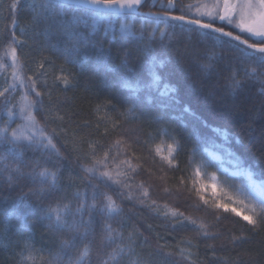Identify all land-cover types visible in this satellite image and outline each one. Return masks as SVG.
<instances>
[{
	"label": "trees",
	"instance_id": "obj_1",
	"mask_svg": "<svg viewBox=\"0 0 264 264\" xmlns=\"http://www.w3.org/2000/svg\"><path fill=\"white\" fill-rule=\"evenodd\" d=\"M155 1L159 0H145L139 9L165 11ZM11 2L0 0V30L12 28L8 8ZM195 2L175 0L172 13L180 15L182 7L194 6ZM33 3L39 0H20L16 13L15 35L22 43L15 45V69L8 43L0 41V75L10 72L9 84L0 91L14 86L0 97V128L7 126L11 132L25 123L19 113L25 96L30 101H40L32 109L36 126L53 135L59 155L30 148L21 157V167L26 173L37 165L47 167L58 173L59 183L51 193L31 197L26 222L25 214H17L12 204L25 208L28 201L21 198L22 193L36 186L27 178L9 183L6 174L0 176V264H21V253L9 246L11 238L31 242L37 249L36 264H48L68 234L52 228L39 206L62 198L75 205L77 191L86 192L91 202L94 186L112 195L121 211L111 219L97 216L95 232L84 242H90L91 264H99L100 257L114 247L102 239L105 223L123 234L122 243L127 248L120 264L136 260L150 264H264V223L254 227L232 211L217 208L209 201L205 204L192 183L190 165L197 140L218 142L234 151L264 180V77L259 76L264 68L256 64L262 54L236 41L225 43L229 38L178 21L169 20L166 25L163 18L136 13H99L95 31L90 26H80L79 31L88 37L87 43H81L79 55L70 60L62 49L71 47V43L58 30H51L49 35L46 24L32 29L29 22ZM73 7L76 14L89 17L91 25L94 10ZM185 13L189 15L187 8ZM25 28L27 33L22 34ZM160 30L166 32L163 38ZM225 30L239 34L233 29ZM244 39L255 42L249 37ZM153 58L161 78L160 89L167 85L174 91L161 97L156 88L133 94L121 87V78L127 74V69L120 67L124 61L132 70L134 82L148 78ZM106 59L118 70H107ZM41 63L43 68L39 67ZM252 68L257 69V75L246 76L245 71ZM233 73H238L235 78L242 85L239 88H232ZM60 76L69 81L68 86L57 79ZM29 77L36 81L35 91L30 88ZM149 96L153 103L148 102ZM6 101L7 106H14L11 119L6 114ZM161 126L167 127L180 144L175 166L162 163L152 147L153 134ZM117 140L125 150L118 154L113 148L110 156L116 157V163L130 159L136 171L124 167L129 175L119 177L129 187L104 188L84 171L90 163L89 145H95L97 155L102 156ZM9 147L0 143V156L7 155ZM8 159L11 161V156ZM114 168L110 160L109 169ZM141 183L149 190L147 199L138 187ZM165 206L196 219L197 225L202 221L208 226V237L181 217L165 216ZM84 243H77L70 253L73 258ZM53 264H68L67 257Z\"/></svg>",
	"mask_w": 264,
	"mask_h": 264
},
{
	"label": "snow or ice",
	"instance_id": "obj_2",
	"mask_svg": "<svg viewBox=\"0 0 264 264\" xmlns=\"http://www.w3.org/2000/svg\"><path fill=\"white\" fill-rule=\"evenodd\" d=\"M79 4H85L94 10L91 15V25H89V17L83 14H76V9L73 6ZM141 4L142 0H39V3H33L31 5L33 14L29 23L33 30L38 28L41 24H46V32L49 35L51 34V30H58L60 35L71 43V47L66 45L62 49L63 54L66 58L74 60V58L79 55V45L81 43H87L88 39L83 32L79 31L81 25L85 27L90 26L91 31H95L96 25L99 22L97 19L99 13H135L139 11V6ZM19 5L20 0H12L8 5L11 16V30H8L7 27L0 30V41L8 43L14 69L18 60L15 45L22 43L15 35V29L18 27L16 13ZM160 7L165 9V11L161 13H148L147 15L156 16L158 19L162 16L166 25L169 20L182 21L189 25H196L198 28L209 29L211 32L219 33L221 37L229 38L228 41H224L225 43L236 41L246 45L247 48L262 54L256 58V64L258 67L264 68V0H212L210 5L208 3H198L195 5L194 18L185 13V8H187L189 13L191 12L193 8L191 4L182 7L180 9V15L171 14L172 11L176 9L175 0H168L166 5L161 3ZM70 9L71 14L69 13ZM202 17H208L210 22L204 23L201 19ZM100 18L102 19L103 17ZM216 19L226 21L233 29H238L240 33H247L249 37H254L255 42L249 43L248 39L242 38L239 34L234 35L233 31H225L224 27H214V23L211 21H215ZM172 26L174 27V25ZM160 31L161 37L163 38L166 32L164 30ZM21 33L26 34L27 29H21ZM90 34L91 33H89V35ZM104 66L110 71L118 70L117 68H113L107 59L104 62ZM39 67L43 68L44 64L41 63ZM120 67L127 69V74L121 78V87L130 89L133 94H138L145 89L150 91L152 88H156L161 97H166L171 91H174V89H169L167 85L164 86L163 90L160 89L161 78L155 71L157 67L155 58L152 60L148 78L145 80H135L133 82L131 76L132 70L127 68V61H124ZM237 74L238 73H233L231 77L233 89L242 86L240 81L235 78ZM245 75L255 77L257 75V69L252 68L250 72L246 70ZM259 76L264 77V72L259 73ZM57 79H62L64 85L68 86L69 81L66 78L58 77ZM28 80L30 81L31 90L35 91L36 81L32 80L31 77H29ZM11 87L14 86L9 85L5 87L3 91H0V97H3ZM35 94L37 97L41 96L39 91H36ZM24 100L25 103L19 108V113L25 123L22 126H18L16 129H12L11 132H9L7 126L0 128V143L10 145L7 149V155L0 156V176H5L6 174L9 183L14 180L18 181L27 178L36 186L30 189L28 193H22L21 198L28 201L25 208H21L15 202L12 204V209L15 210L17 214H25L27 222L26 210L31 206V197H42L46 193H51L58 186L59 176L56 171H51L47 167L39 165L33 167L31 171L26 173L21 167L23 164L21 157L24 151L30 148L44 149L45 151L54 152L56 155H59V150L53 143V135L47 134L44 128H37L36 126L37 122L32 109H34L40 101H30L26 96ZM148 102H154L151 96L148 97ZM13 107L14 106H7L6 101V114L10 119L14 115ZM129 111H131V109ZM60 119H62V117H60ZM54 131L55 130H53V132ZM164 135H168V133L165 131ZM169 139L172 140V142L166 144V156L161 155V145H156L154 151L157 155H161L162 163L171 166L175 160L174 153L178 149L179 143L173 137H169ZM201 146L202 142L197 140L192 149L193 153H196ZM89 148L90 152L88 155L90 163L84 166V171L89 174L91 178L99 180L104 188L110 189L113 185L129 187L126 180H121L119 177H128L129 174L124 171V167L135 172L136 166L132 165L130 159L121 160L119 163H116V157L110 156L113 148L117 149L118 154L125 150L121 147V141H115L113 145H110L104 150L102 156L97 155L95 145L90 144ZM9 156H11V161L8 159ZM110 160L115 164L114 169H109ZM200 174L201 166L198 165L194 170V178ZM138 187L141 189V195L147 199L149 197L148 188H146L143 183L139 184ZM165 191H167V189H165ZM197 191L199 192V190ZM244 195L245 198L250 201L252 197L259 200L260 213L257 215L255 208H252V214L243 215V220L254 227L264 223V183L260 185L254 183L253 191L245 193ZM74 198L76 200L75 205H73L71 200L66 201L62 198L56 200L54 203H49L47 205L41 204L38 208V210L43 213V218L49 221L52 228L58 232L68 234L66 239L61 240L59 252L53 256L48 264H53V261H59L64 257H67L68 264H91L89 259L91 256L90 242H84L95 232L94 224L97 223V216L111 219L118 216L121 211L112 195H109L108 192L101 191L100 188L95 186L91 194V202H89V196L86 192L80 193L77 191L74 194ZM201 199L203 200L204 197L201 196ZM229 200H231V197H229ZM204 203L207 204L208 201L204 200ZM238 203L241 206L247 207V205H244L243 200H239ZM152 204L155 205L156 201H152ZM214 206L223 208L224 211H232L237 216H241V212L235 207H230L228 203L215 201ZM165 207L167 209L163 213L165 216L171 215L174 218L181 217L190 224L197 225L196 219L185 217L184 213L167 208V206ZM86 214L87 219H85ZM207 228L208 226L202 221L197 225V230L202 232L205 237L209 235ZM103 233V241H105L107 245H114V247L111 248V251L105 252L104 255L100 257L99 264H120V258L124 255L127 248V246L122 243L123 234L113 228L110 223H105L103 225ZM78 242L84 243V247L79 251V254L73 258L70 253L77 247ZM26 247L29 246L26 244ZM40 260L42 262L43 257H41ZM24 261H31L32 264H36V258L31 252H29L27 256H24L23 252H21V264H23ZM139 264H150V262L143 261L139 262Z\"/></svg>",
	"mask_w": 264,
	"mask_h": 264
},
{
	"label": "rangeland",
	"instance_id": "obj_3",
	"mask_svg": "<svg viewBox=\"0 0 264 264\" xmlns=\"http://www.w3.org/2000/svg\"><path fill=\"white\" fill-rule=\"evenodd\" d=\"M194 1L196 2L194 3V6L191 12L189 13V16L193 18L195 14V5H197L198 3H208L210 5L212 3V0ZM157 2L158 6H160L161 3L166 5L168 1L164 2L162 0H159L155 1L154 3ZM201 19L203 22H210L208 17H202ZM211 22H219V19H216L215 21ZM219 23L222 24L224 28H227L228 30L233 29V27L231 25H228L226 21H222ZM233 30L239 32L238 29ZM239 34H242L245 37H249L247 33L239 32ZM249 38L255 40L254 37ZM249 43L252 42L249 41ZM9 78V71L0 75V89H2L4 85L9 84ZM60 78H63V76H60ZM59 80L62 81V79ZM165 131L168 133V135H164ZM169 137H173L178 142L175 135L167 127H159L158 131L153 134L152 137L153 149H155L156 145H161V155L166 156V144L172 142ZM179 149L180 144L178 149L174 153L175 158ZM161 155L158 156L161 158ZM175 165L176 159L173 161V164L171 166ZM190 165L192 173V183L197 188V190H199L200 197H204L203 201L207 200L212 203H214L215 201L228 203L230 207H235L238 211L241 212V216H239L240 218H242V216L245 214H252V208H255L256 214L259 215V200H257L255 197H252L250 201L249 199L245 198L244 194L253 191L254 183L256 185H260L264 183V180L258 178L255 175V172L252 171L247 165H245L241 158L229 147L222 145L218 142H202L201 148L197 150L196 153H193V151L191 152ZM198 165L201 166V174L194 178V170ZM229 197H231V200H229ZM239 200H243L244 205H247V207L241 206L238 203ZM10 240L13 241H10L9 246L12 247L13 250H16L15 252H23L25 256H27L29 252H31V254L36 258L37 249L32 246L31 242L17 238H11ZM26 244L29 247H26ZM139 262L140 261L136 260L132 262V264H139Z\"/></svg>",
	"mask_w": 264,
	"mask_h": 264
},
{
	"label": "water",
	"instance_id": "obj_4",
	"mask_svg": "<svg viewBox=\"0 0 264 264\" xmlns=\"http://www.w3.org/2000/svg\"><path fill=\"white\" fill-rule=\"evenodd\" d=\"M144 1L145 0H142V4L144 3ZM141 4V5H142ZM140 5V6H141ZM79 6H84V7H88L87 5H85V4H79ZM140 6H139V8H140ZM88 8H90V7H88ZM161 12H163V11H142V10H140L139 9V11L138 12H135L136 14H140V15H144V16H148V17H154V18H157L156 16H150V15H147L148 13H161ZM125 14H130V13H125ZM172 15H177V14H173V13H171ZM160 18H163L162 16L160 17ZM164 19V18H163ZM178 22H181V23H185V22H182V21H178ZM219 22H222V21H220L219 20ZM204 23H206V22H204ZM186 24V23H185ZM189 25V24H188ZM192 26H195V27H197L196 25H192ZM214 27H217V26H215L214 25ZM205 30H208V31H211V30H209V29H205ZM226 31V30H225ZM215 33V32H214ZM216 34H219V33H216ZM220 35V34H219ZM235 35V34H234ZM239 43V42H238ZM243 45V44H242ZM245 47H247L246 45H244ZM253 50V49H252Z\"/></svg>",
	"mask_w": 264,
	"mask_h": 264
}]
</instances>
